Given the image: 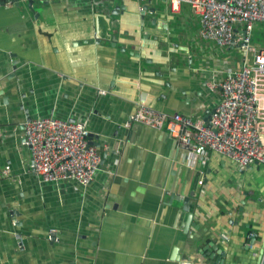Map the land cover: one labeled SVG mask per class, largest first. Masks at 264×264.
<instances>
[{
  "label": "crops",
  "instance_id": "obj_1",
  "mask_svg": "<svg viewBox=\"0 0 264 264\" xmlns=\"http://www.w3.org/2000/svg\"><path fill=\"white\" fill-rule=\"evenodd\" d=\"M177 1L0 5V264H213L210 250L225 264H264V165L242 170L211 153L191 169L169 133L127 127L141 103L204 119L217 70L241 62L236 48L201 40L198 17ZM51 116L87 121L102 156L89 187L33 172L24 128ZM238 168L256 175L245 184L232 178Z\"/></svg>",
  "mask_w": 264,
  "mask_h": 264
},
{
  "label": "built area",
  "instance_id": "obj_2",
  "mask_svg": "<svg viewBox=\"0 0 264 264\" xmlns=\"http://www.w3.org/2000/svg\"><path fill=\"white\" fill-rule=\"evenodd\" d=\"M177 2L188 4L198 17L201 40L220 50L238 48L244 58L239 66L217 70L215 80L209 83L211 90H218L211 126L201 117L168 115L141 103L127 127L137 123L169 133L178 148L188 152L191 169L199 164L205 167L211 153L229 159L242 170L264 165V48L252 44L256 25L264 24V0ZM99 95L107 92L100 91ZM24 129L23 145L31 150L33 172L43 182L73 180L83 187L94 182L102 156L100 148L90 143L87 121L70 122L51 116L31 121ZM255 237L252 233L249 240ZM17 238L22 245L23 238Z\"/></svg>",
  "mask_w": 264,
  "mask_h": 264
},
{
  "label": "water",
  "instance_id": "obj_3",
  "mask_svg": "<svg viewBox=\"0 0 264 264\" xmlns=\"http://www.w3.org/2000/svg\"><path fill=\"white\" fill-rule=\"evenodd\" d=\"M20 1L21 0H0V5H5L7 2H12V3H15V5L17 6V7H20ZM24 1H28L29 2V6H30V8H32L33 7V5H34V0H24ZM214 113V111H212L211 113L210 112H207L206 114H205V116H204V121H206V123H207V125L208 126H211L210 125V119H211V115ZM102 164V163H101ZM198 201L197 200H195L194 198H193V196H190V197H186V198H184L183 200H182V204H183V206H182V211H184V212H187L188 214H189V217H188V219H187V221H186V225H188V224H191V222H192V219H193V217H194V214H195V211H196V208H197V203ZM190 226V225H189ZM185 229H187V227L185 228ZM186 231V230H185ZM187 233H189L190 231H189V228L187 229V231H186ZM256 241V237L255 238H253V239H251V241L250 242H255ZM253 244V243H252ZM214 249V248H213ZM212 249V250H213ZM204 251H206V249H204ZM218 251V250H217ZM210 253H207V255L210 257V260L211 261H213V264H225L224 263V261H223V259L222 258H219V257H217L216 255H214L213 257H212V253H211V250L209 251ZM264 255V254H263ZM262 261V257L260 258V262Z\"/></svg>",
  "mask_w": 264,
  "mask_h": 264
},
{
  "label": "rangeland",
  "instance_id": "obj_4",
  "mask_svg": "<svg viewBox=\"0 0 264 264\" xmlns=\"http://www.w3.org/2000/svg\"><path fill=\"white\" fill-rule=\"evenodd\" d=\"M262 29V27L260 28L259 25L256 27V30L254 31L253 34V38H252V44L255 46H259L262 42V36L261 34L258 33V31ZM232 56L230 57V59H232L233 61H241L244 58V52L238 48L234 49L231 52ZM256 173L249 171L248 169L244 170V171H240L239 168L238 170H235L232 173V178L233 179H239V180H243L245 182V184H248V179H250L251 177L255 176Z\"/></svg>",
  "mask_w": 264,
  "mask_h": 264
},
{
  "label": "bare ground",
  "instance_id": "obj_5",
  "mask_svg": "<svg viewBox=\"0 0 264 264\" xmlns=\"http://www.w3.org/2000/svg\"><path fill=\"white\" fill-rule=\"evenodd\" d=\"M178 7V6H177Z\"/></svg>",
  "mask_w": 264,
  "mask_h": 264
}]
</instances>
